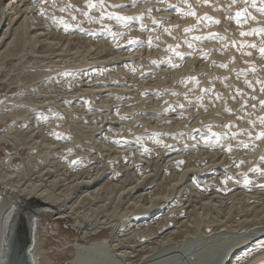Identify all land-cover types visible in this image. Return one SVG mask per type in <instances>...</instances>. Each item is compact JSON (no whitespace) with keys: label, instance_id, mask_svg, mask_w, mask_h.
Instances as JSON below:
<instances>
[{"label":"rangeland","instance_id":"1","mask_svg":"<svg viewBox=\"0 0 264 264\" xmlns=\"http://www.w3.org/2000/svg\"><path fill=\"white\" fill-rule=\"evenodd\" d=\"M8 1L0 0V38L13 20L11 12L5 10ZM54 1L58 2L29 1L34 5L28 3L31 9L28 7L21 18L19 38L17 33L14 37L19 43L10 47L11 52L15 49L13 54L9 50L11 55L5 54L10 57L0 58V116L6 114L0 123V140L4 136L7 140L0 148V158L20 150L14 166L23 156L37 167L50 163L47 166L53 168L52 176L77 179L89 174V186L77 187L75 182L67 191L70 200L92 219L115 225L94 235L92 242L111 239L122 224L119 240L123 247H135L138 252L157 250L148 264H237L234 256L255 232L248 222L264 221V187H260L264 177L250 171L257 166L264 168V140L229 152L227 144L236 149L248 136L219 141L212 137L207 144L202 137L241 133L251 127L250 120L257 121L256 132L264 130L259 124V118L264 117L260 104L264 84L259 83L264 81V57L258 50L264 47V36L240 35L241 31L264 27V16L253 12L257 21L234 20V14L246 6L244 0H209L207 4L204 0H143L136 4L132 0H106V5H125L107 11L143 19L120 23L105 18L100 23L99 11L92 10L91 15L97 17L94 21L80 13L87 10V0ZM43 5L47 15L40 14ZM67 5L76 7L59 11ZM189 9L195 15H188ZM205 16L214 20L203 19ZM51 17H63L67 30ZM39 22L41 32H50L46 42L55 44L54 53L44 49V41L38 45L32 38ZM34 24L37 27L31 29ZM8 32L11 36L14 33ZM213 34L216 38L194 39ZM185 41H191L192 47ZM177 51L183 58L175 55ZM205 52L210 55L205 57ZM249 52L251 55L246 54ZM169 57L179 66L172 67ZM101 58H105L103 65L97 64ZM205 89L211 92L205 95ZM231 125L234 127H225ZM241 160L244 163L235 167ZM245 174L252 181L248 186L243 183ZM56 212H48L40 221L34 215L25 219V229L30 227L34 238L32 241L29 235L26 253H37L41 264H72L76 245L88 241L81 239V231L71 219H56ZM187 229L201 235L216 231L210 238L198 236L186 242H181L180 235H169ZM97 257L100 264H117L109 250L95 260ZM239 264H264V251L242 258Z\"/></svg>","mask_w":264,"mask_h":264},{"label":"bare ground","instance_id":"2","mask_svg":"<svg viewBox=\"0 0 264 264\" xmlns=\"http://www.w3.org/2000/svg\"><path fill=\"white\" fill-rule=\"evenodd\" d=\"M29 1L30 0H9L5 4V10H8L9 12H11L10 14H11V17L13 18V20L10 21V24L12 25V26L10 25V28H7V26H8L7 24L9 22L6 24V29H5L6 31L5 32L3 31V33H4L3 37L1 36V38H0V58L3 57L5 54H9L8 50L10 49V47H12L13 43L16 44V45L19 43V40L18 41L16 40L17 42L15 43L14 37H15L16 33L20 34V32H18V27H20L19 25L21 24L20 23L21 22V18L23 19L22 16L29 11V8L31 9V7H29V6H28L29 8L27 7ZM57 2H55V3H57ZM70 3H71V1H70ZM38 4H40V3H38ZM42 4H44V3H42ZM59 4H61V3L59 2ZM33 5H31V6L33 7ZM76 5H78V4H76ZM45 8H47V7H45ZM50 8H52V7H50ZM53 13H55V12H53ZM29 15H33V14L31 13ZM49 15H50V13H49ZM72 15H74V14H72ZM5 17H6V15H5ZM78 17H79V15H78ZM25 22L26 21H24V23ZM24 23H23V25H24ZM47 23L48 22H46V24ZM35 24H34V27H31V29L37 27V26L35 27ZM21 26H22V24H21ZM38 27H40V28H38ZM38 27L36 29H34L35 30L33 32L34 36L32 37V38H34L36 40L35 43H38V45H39V42H43L44 41L43 45H45V48H44L45 50L48 48L47 50H51L52 51V49H53V51H55L56 50L55 44H51V43H49V41H47L48 43L46 42L47 36H48V35L46 36V33H48L49 31H47L45 33V29H44V33L41 32V30H40V29H42L41 28V23L38 24ZM7 29H9V30L14 32V33L12 32L13 33L12 36L10 35V32H8L9 30H7ZM22 29H24V28H22ZM42 31H43V29H42ZM22 33L24 34V32H22ZM27 33H26V35H28ZM19 34H18V38H19ZM51 35H52V33H51ZM131 35H133V34H131ZM53 36L55 37V35H52V37ZM68 37H70V36H67V38ZM20 38H22V37H20ZM53 40H54V38H53ZM23 41H24V39H23ZM32 43L34 45V42H32ZM11 49H13V47ZM126 50H127V48H126ZM128 54H129V56H133V55H130L132 53H128ZM9 55H11V54H9ZM5 56H6V59L8 57H10L8 55H5ZM13 56H15V55H13ZM17 56L19 57V55H17ZM129 56H128V58H129ZM108 57H110V56H108ZM130 58H132V57H130ZM103 59H105V58H103ZM103 59H102V62H100L101 61L100 60L99 63H97V64H102L103 65L104 63H106V62L103 61ZM18 60H17L18 64L20 65L22 63V60H21V58H19ZM66 62H67V60H66ZM95 62H96V59H95ZM0 63H2V61ZM108 63H109V65H111L110 61ZM71 64H73V63H71ZM96 69H98V68H96ZM92 70H95V69L93 68ZM89 86H91V85H89ZM91 87H93V86H91ZM107 90H108V88H107ZM85 91L88 92L89 89L86 90V88H85ZM89 94H92V92L89 93ZM99 95H101V94H99ZM1 115H3V114H1ZM4 115L5 116L3 118H2V116H0V123L6 119V114H4ZM13 119H14V117H13ZM10 126H12V125H10ZM10 126H8V127H10ZM10 129H11V127H10ZM9 132H10V130H9ZM5 134L9 135L8 132H4V135ZM4 138H5V136H4ZM4 138H3V141L0 140V148L4 144H6V142H7L6 138H5L6 141H4ZM11 143H12V141H11ZM16 147L18 149L17 144H16ZM18 151H20V150H18ZM18 151L16 150L14 152L13 151L12 152H8V153L5 154V156L3 158H0V250H3L5 244L7 243V257L6 258L9 261V264H18V262H19L18 259L21 256H22V259H24V260H26L28 262H31L32 264H41L40 261H39L40 259H39V256H38L37 253L33 254V256H30L29 253L25 252L23 254V253L20 252V245H21V241H22V237H23V234L21 233V227L24 226L23 223L25 222V219L28 221L29 218L30 217L32 218L33 215H34V217H36L39 220L40 218H43V216L45 214H48V212L54 211V209H56V211H57L56 215H55L56 219H59V220L71 219L73 221V226L78 228L81 231V239H84V240L88 241L87 243H82V244L76 245L75 254H74V258H73L72 264H91V263L93 264L94 261H95L94 264H96V261H97L98 257L95 260V256L105 255V251H107V250L111 251V253H113V255L116 257L117 264L119 262L118 259L120 261H122L121 263H124V264H148V263L152 262V258H154L158 254V252H156L157 251L156 249H154V250H152L150 252L147 251L148 253L147 252H138V250L137 251L134 250L135 247L134 248L133 247L132 248L131 247H123L121 245L120 240H119V236H120V233H121V228L123 226L122 224L120 226V229L117 228V231L114 232V235H113V237L111 239L104 238L103 241L99 240V241H94V242H92L90 240L94 235L99 234L103 229L114 228L115 225H114L113 222H111L109 220H101V219H99V220L95 219L94 220V219H92V216H89V214L86 213L84 210L82 211L81 208L79 209L78 206H76L75 203H72V201L70 200V198H71V197L69 198V194L70 193L68 194L67 191L69 189L71 190V187L74 186L73 184H75V182L77 183V187H81V185H82V188H83V186L84 187L89 186L90 178H91V176L89 174L85 175L84 177L77 178V179H71V178L67 177V175H64V174H62V175L58 174V175L52 176L50 174L52 173V171H53L52 169L53 168L52 169L48 168L50 163L49 164L47 163L48 166H47V164H45V166H40L39 165V167H37V166L34 165V162L32 163L31 158L29 159V157H23V156L21 157V163L16 165V166H14V162L16 160V157L18 156V153H19ZM29 156H31V155H29ZM56 173H57V171H56ZM91 175H92V173H91ZM50 177H52V178H50ZM79 184H80V186H78ZM135 192H137V190ZM144 194L145 193H143V195ZM140 196H142V195H140ZM32 200H37V201L40 202L41 205H47V207H50V208L44 209V208H39V207H35V206H25L26 202H29V201H32ZM14 209H15V211H13ZM243 222H246V221H243ZM253 222L254 223H251V224H250V222H248L249 223L248 227L249 228H253L252 231H255V232H253L254 235H251L248 238V240H246V243H244L242 248H240L239 252H238V249L236 250L238 253H240V251H242V249H245V248L251 246L254 241L264 240V236L261 235V234L264 235V233H262V232H264V231H262V230H264V221H262V222L253 221ZM181 225H182V223H181ZM221 226H222V224H221ZM218 228H216V229H218ZM167 229H169V228H167ZM216 229H212V230H210V232H205L204 235H201V234L197 233L195 230L191 231V229L180 230V231H176L175 230L173 232H170L169 235L170 236L171 235H177V236L180 235L179 237L182 238L181 242H183L184 240L186 242L188 240H191V241L195 240V237H198V236H202V237L206 236V238H210L211 237L210 236L211 233L213 232V230L216 231ZM115 230H116V228H115ZM256 230L259 233L256 232ZM238 253H237V255H238ZM20 254H21V256H20ZM236 256H234V258ZM99 259H98L97 264L98 263L100 264L99 261H101V258L99 257ZM111 259H115V258H112V256H111ZM46 262L47 261H45V263ZM43 263H44V261H43ZM168 264H170V263H168Z\"/></svg>","mask_w":264,"mask_h":264},{"label":"snow or ice","instance_id":"3","mask_svg":"<svg viewBox=\"0 0 264 264\" xmlns=\"http://www.w3.org/2000/svg\"><path fill=\"white\" fill-rule=\"evenodd\" d=\"M54 2V0H53ZM132 2L135 4L137 2H143V0H132ZM185 3H187V0H184ZM209 2V0H204V3L207 4ZM237 0H233V3H236ZM49 3V0H45V4H48ZM244 3H245V7L243 8L242 11H237L234 16H233V19L236 20L238 23H246L248 22L249 20L251 21H257L258 17L257 15H253V12L255 13H258L259 15L261 16H264V0H244ZM118 8V7H125V5H106V0H87V10H79L80 13L87 17L88 21H94V20H97V17H94L93 15H91V12L92 10H96V11H99L100 12V17L98 18L97 22H100V23H103V20L105 18L107 19H114L120 23H126L128 21H133V20H142L143 17H136V16H124V15H121V14H118V13H115V12H112V11H107V8ZM175 7V6H173ZM70 8H75L74 5H67V6H63V7H60L59 8V11L61 12H66L68 11ZM177 11H182L181 9L177 8ZM150 12L151 10H149V15H150ZM40 14L41 15H47V9L46 8H40ZM188 15H195V11L192 10V9H189L188 12H187ZM73 20H76L77 17L75 15H73L71 17ZM51 19L53 20H59V22L61 24H64L65 26V30H67L68 28V25L66 24V22L64 21L63 17H60V18H56V17H51ZM203 19H206V20H209V21H213L214 18L211 17V16H205ZM155 23V21H154ZM214 23H220V21H214ZM140 28L143 29L144 28V25L141 23L140 24ZM193 29H185V32H190L192 31ZM256 33H259L260 35L264 36V27H259L257 29H253L251 32H244V31H241L240 35L241 36H247V35H253V34H256ZM213 38H216L215 34L213 35H210L208 37H202V36H196L194 37L195 40H203V39H213ZM221 39H223L224 37H220ZM154 39H158V37L154 38ZM131 43H136V41H131ZM147 43L149 45L152 44V39H149L147 41ZM185 43L187 44V46L189 48L192 47V43L191 41H185ZM176 47H179V45H177ZM248 47H251V48H257V45L255 44H249ZM170 49H172V46H169ZM259 53L262 57H264V47H259ZM247 55H251V53H246ZM175 55L177 57H181L183 58V53H180V52H176ZM210 53L209 52H205L204 53V56L207 57L209 56ZM153 63H155V61H153ZM168 63L172 66V67H178L179 65H176V64H172L171 62V57H169L168 59ZM217 66H220V67H227V65L225 64H218ZM242 71V70H241ZM253 73H255L256 69L255 68H252L251 70ZM241 74L240 71H238L236 73L237 76H239ZM227 79V78H225ZM259 83H262L264 84V81H259ZM250 88L252 87L251 83H249L248 85ZM254 90V89H253ZM205 95L209 94L211 92V90L209 89H205L203 90ZM239 91V90H237ZM260 91L264 92V87H262L260 89ZM172 94H175V93H172ZM235 98V97H234ZM255 98V97H253ZM260 104L262 106H264V100L260 101ZM179 107L183 108L184 106L183 105H179ZM245 107H247V104H245ZM253 108L256 107V105H252ZM169 110H174V108H170ZM230 111V110H229ZM251 127L249 129H245V130H242L241 133H231V135L229 136L228 133H225V134H217V133H212L211 136H205V137H202V139L204 140V142L207 144L209 142V140L212 139V137H215L217 139V141L221 140V139H224V138H229V139H235L238 135H241V134H246L248 136V140L247 141H239L236 145V149L233 148L232 144H227L225 147L227 149V151L231 152L233 150H238L240 148H248L249 147V144L253 141H259V140H264V130H261L259 132H256L255 129H256V124H257V121L256 120H250L249 121ZM259 124L260 125H264V117H260L259 118ZM225 127H234V125H231V126H225ZM57 135V138H61L60 137V134H56ZM157 136L159 135H162V134H155ZM179 135H183V133H180ZM139 137L137 138V141L139 142ZM119 143V141H118ZM156 143H162V141L160 140H157ZM174 146L172 145H167L166 148H173ZM261 162L264 163V157L261 158ZM75 163V162H73ZM178 164L180 163H183V162H177ZM244 163V161H239L238 163H235L234 166L239 168L240 165H242ZM250 171L252 173H260V175L262 177H264V168L262 167H254L252 169H250ZM229 179H233L232 177H229ZM239 182V181H237ZM225 183H227V181H225ZM243 183L245 186H248L250 184H252V181L248 178V175L245 174L244 177H243ZM260 187H264V185H260ZM15 211V209L13 210ZM256 251H264V240H257V241H254L252 243L251 246L245 248V249H242V251L235 257L236 261H237V264H239V261L242 259V258H247L249 257L250 254L256 252ZM7 243L5 244L3 250H0V264H9V261L7 260Z\"/></svg>","mask_w":264,"mask_h":264},{"label":"water","instance_id":"4","mask_svg":"<svg viewBox=\"0 0 264 264\" xmlns=\"http://www.w3.org/2000/svg\"><path fill=\"white\" fill-rule=\"evenodd\" d=\"M25 206H35V207L44 208V209L50 208V207H47V205H41L40 202L37 200H32V201L26 202ZM24 226L21 227V233L23 234V237H22V241H21V245H20V252L23 254L26 252V249L29 247V245H28L29 241H30L29 235H30L32 241L34 240V238H32L31 232L29 231L30 227L28 228V231H27V230H25V228L27 227L26 224H24ZM20 256H21V254H20ZM18 261H19L18 264H32L31 262H28V261L22 259V256L19 257Z\"/></svg>","mask_w":264,"mask_h":264}]
</instances>
